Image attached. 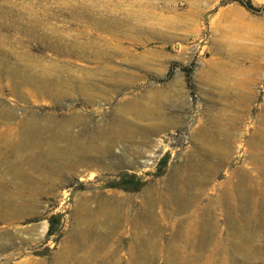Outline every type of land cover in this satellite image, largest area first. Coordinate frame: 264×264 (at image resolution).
Wrapping results in <instances>:
<instances>
[{
	"label": "rangeland",
	"instance_id": "rangeland-1",
	"mask_svg": "<svg viewBox=\"0 0 264 264\" xmlns=\"http://www.w3.org/2000/svg\"><path fill=\"white\" fill-rule=\"evenodd\" d=\"M107 70L125 85L71 77ZM55 72L68 93L24 81ZM199 160L219 164L178 204ZM58 255L264 264V0H0V264Z\"/></svg>",
	"mask_w": 264,
	"mask_h": 264
},
{
	"label": "bare ground",
	"instance_id": "bare-ground-1",
	"mask_svg": "<svg viewBox=\"0 0 264 264\" xmlns=\"http://www.w3.org/2000/svg\"><path fill=\"white\" fill-rule=\"evenodd\" d=\"M102 18V17H101ZM101 18H94L92 17L90 20L98 27V28H102L103 30H112V31H119L121 29H119L117 23L113 20H106V19H101ZM46 31V27H43ZM128 28V29H127ZM126 28V30H129V29H136V27L134 25H129L128 27ZM139 31L140 32H147L149 33L148 31H146L144 28H141L139 27ZM41 41V39H40ZM62 41L60 40H57V44H61ZM52 43H50L51 45ZM64 46H66V48L68 50H70V48H72L73 46H82L81 47V50H92L94 51L95 53L99 54L98 52V49H95V47H89V42H83V43H80L79 45V42L77 43L76 40L74 39H71V40H67L66 42V45L63 44ZM113 50V49H112ZM105 57H115L117 56V52H115L113 50L112 51H109V47L108 49L106 48V50L103 51ZM107 75L109 76L108 79L106 78H103V79H99L97 78L96 76H90V74H88V72L86 71L85 74L86 76L85 77H76L74 75H72V79L76 82V86H77V89L80 91V92H85L86 90H88L89 88L86 86V83H96L97 81L96 80H101V81H105V82H112L111 84H115L117 86V88L119 87H122L125 85L124 81H121V80H117L115 79L114 77H116V74L115 72L111 71V70H107ZM24 77V73L21 75V78ZM63 77L61 73L59 72H55L52 76H48V77H43V76H36V77H32V75L30 74H27L25 77H24V81L27 82V83H30V84H33L35 86V89L38 93H45L51 97H55L57 96V93H63V94H66L69 92V88H62V89H58L57 88V84L60 82L63 81ZM83 78L86 79L87 81H90V82H84L83 81ZM90 83V84H91ZM155 113L159 116V117H163L160 109H156L155 110ZM117 123V122H116ZM114 123V124H116ZM115 132L114 134H117V129H114ZM219 162V161H218ZM216 163V164H209V163H206L205 161L203 160H199L197 161L196 163H192V162H188L187 163V169H184V171L179 174L178 176V181H179V184L178 185H182V186H177L176 189H175V193H174V198L178 201V204L179 202L181 203H185V198L183 196V189H187V188H190L192 186H194L195 184H203L205 181H207V175H209L213 170L216 169L217 165L219 163ZM198 171V176H194L192 175V177L194 178H189L191 176V173L189 171ZM174 175V174H173ZM203 176V177H202ZM175 177V176H174ZM176 185V184H175ZM236 189L239 190V196L240 197H243V190H244V181H243V177L242 175H240L237 179V182H236ZM150 195H148L149 197ZM151 197V196H150ZM151 199V198H149ZM179 206V205H178ZM144 214H147L146 212ZM107 216L109 218H112V220H115V215L114 213H108ZM117 223V221H116ZM77 234V233H76ZM77 237V240L82 243L81 241H83V239L81 237L77 235H75ZM167 251L169 252H172L173 251V248L172 246H168L167 248ZM69 255H66L65 257H60V255H58V257L55 258V263L53 264H67L68 263V260H69ZM54 262V261H53Z\"/></svg>",
	"mask_w": 264,
	"mask_h": 264
}]
</instances>
